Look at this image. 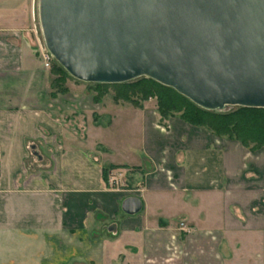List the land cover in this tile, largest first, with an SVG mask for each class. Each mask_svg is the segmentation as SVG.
I'll return each instance as SVG.
<instances>
[{"label":"crops","instance_id":"1","mask_svg":"<svg viewBox=\"0 0 264 264\" xmlns=\"http://www.w3.org/2000/svg\"><path fill=\"white\" fill-rule=\"evenodd\" d=\"M34 38L22 9L6 5L0 264H223L219 247L231 236L214 241L208 231L259 230L264 243V148L177 116L160 123L151 101L96 102L69 79L66 93L52 94ZM104 168L118 174L105 181ZM129 196L141 199L139 213L121 210ZM208 196L220 199V224L209 221Z\"/></svg>","mask_w":264,"mask_h":264},{"label":"water","instance_id":"2","mask_svg":"<svg viewBox=\"0 0 264 264\" xmlns=\"http://www.w3.org/2000/svg\"><path fill=\"white\" fill-rule=\"evenodd\" d=\"M38 21L78 81L144 76L207 110L264 108V0H38ZM141 209L136 196L121 203Z\"/></svg>","mask_w":264,"mask_h":264},{"label":"trees","instance_id":"3","mask_svg":"<svg viewBox=\"0 0 264 264\" xmlns=\"http://www.w3.org/2000/svg\"><path fill=\"white\" fill-rule=\"evenodd\" d=\"M67 79L74 78L53 60L50 67V92L52 94L66 93ZM87 84H92L91 89L95 92L93 100L96 102L108 93V86H113L115 88V93L112 95L114 102L123 101L139 107L142 102L155 98L160 123L172 116H177L184 122L203 128L217 137L237 141L251 152L264 148V108L232 106L223 111L207 110L173 88L144 76L123 83ZM115 168L117 167H110V169ZM110 169L104 168L102 171L105 181L108 179Z\"/></svg>","mask_w":264,"mask_h":264},{"label":"rangeland","instance_id":"4","mask_svg":"<svg viewBox=\"0 0 264 264\" xmlns=\"http://www.w3.org/2000/svg\"><path fill=\"white\" fill-rule=\"evenodd\" d=\"M9 4L11 6H15L18 9L20 8L22 9V12L25 15L26 25L32 31L33 37H35V33L33 34V29H34V31L38 33V36L42 38L40 25L38 21V0H0V12H5L6 5H9ZM34 41H35V46H36L35 38H34ZM36 51H37V47H36ZM68 81L72 83L73 87L74 86L81 87L83 89L82 92L85 94L93 96L95 93L91 89L92 84H87L81 81L79 82L74 79H69ZM107 92L108 93L102 97L103 99H105V102H104L105 105L110 104L111 101L113 100L112 95L115 93V88L113 86H108ZM147 101H151V103H153V105L155 106V110H156L155 98H150ZM118 102L127 103L123 101H118ZM262 158H264V156H262ZM110 172L111 171L109 170L108 175ZM114 173L115 172H111L110 175L116 176L118 174L117 172L115 174ZM116 184H118L119 187L121 184L122 188H125L126 185L128 184V181L126 182V180L124 179L123 182L119 180V182L117 183L116 180L114 179L113 185H116ZM203 202H204V205L207 206L209 221L212 222V220L215 219L216 221L219 222L217 224H220L221 217L223 215L221 211V206H220V199L212 198V196H208L207 198H204ZM174 209L175 208L173 207L172 210ZM229 212L231 213L232 211L229 210ZM238 229L240 228H232L230 230L227 229L221 232L217 230L208 231L210 234L208 235L213 236L214 241H216L219 238L224 239L225 237H226L225 240H227L228 239L227 237L229 235L231 236L230 239L232 242L230 245H228L226 241L224 244V247L223 246L219 247L220 254H223L225 258V261L223 264H261V263L264 264V243H262V245L260 244L262 240L261 231L256 230V231H247V232L239 233V231L241 230H238ZM240 238L242 239V242ZM257 254L258 256H262L263 262L261 263L259 261L253 262L254 256L257 257L256 256Z\"/></svg>","mask_w":264,"mask_h":264},{"label":"built area","instance_id":"5","mask_svg":"<svg viewBox=\"0 0 264 264\" xmlns=\"http://www.w3.org/2000/svg\"><path fill=\"white\" fill-rule=\"evenodd\" d=\"M34 33H35L37 53H38V56H39V58L41 60L42 66L45 69H50L54 58L51 55V53L48 51V49L46 48V46L44 44L43 37L40 38L38 36V33H36V31H34V29H33V34ZM40 39H42V40H40ZM111 182L113 183V179H111ZM179 224H180V228L183 229L184 231H186V227H185L184 223L183 222H179Z\"/></svg>","mask_w":264,"mask_h":264}]
</instances>
